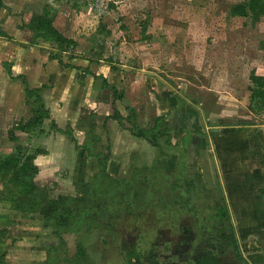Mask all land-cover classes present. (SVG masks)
<instances>
[{"label":"rangeland","instance_id":"374dc122","mask_svg":"<svg viewBox=\"0 0 264 264\" xmlns=\"http://www.w3.org/2000/svg\"><path fill=\"white\" fill-rule=\"evenodd\" d=\"M247 1L0 0V155L18 145L23 155L62 145L59 164L34 181L48 199L70 198L64 203L83 214L78 231L58 234L40 214L16 211L4 184L9 177L0 176V264H123L135 241L162 251L171 242L179 252L194 236L198 213V221L228 231L221 224L227 202L221 191L195 185L180 142L190 131L185 113L192 111L211 139L210 127L264 122L250 80L264 69V16L255 21L231 12ZM40 14L53 17L54 27L76 42L61 55L75 68L52 58L53 44L35 45L28 24ZM58 81L68 87H54ZM30 83L46 84L41 96L49 113L53 101L55 108L67 102L75 110L63 130L52 116L25 126L29 133L20 130L33 115L25 94ZM163 95L176 99V108L166 103L167 112L160 110ZM90 99L109 100L112 115L100 116V108L86 104ZM145 129H154L149 137L156 144L136 136ZM146 141L151 152H138ZM175 152L177 162L165 164ZM253 247L243 243L249 259Z\"/></svg>","mask_w":264,"mask_h":264},{"label":"crops","instance_id":"0c3cea01","mask_svg":"<svg viewBox=\"0 0 264 264\" xmlns=\"http://www.w3.org/2000/svg\"><path fill=\"white\" fill-rule=\"evenodd\" d=\"M14 70L19 72L17 74L25 73V71L21 72V69H17V67H14ZM256 74L264 77V69L259 67V71ZM30 84L32 85V87L30 86L31 88H41V94L42 90L46 89L44 87L46 84ZM65 85L68 87L65 81H58L54 87H65ZM49 86L52 87L53 85ZM54 89L56 88L51 89V95H53ZM164 96L162 98L160 97L162 100L160 110L167 112L164 108L166 103H169L168 109L176 108V100L174 99L172 103L169 97H166V99ZM64 98L68 100L70 97L65 95ZM79 101L76 100L73 102L78 104ZM85 102L86 104L90 102L89 105L95 104L93 106L100 108V116L101 114L105 116L112 115L109 100L98 102L97 100L90 99ZM55 103L56 101H53L50 106V116L55 119L58 129H62V124L72 117V112H76L68 107L67 102L58 108L53 106ZM88 107L90 108V106ZM46 108L48 109V107ZM159 114L155 115L156 120L162 117ZM164 114L168 115L167 113ZM185 114L187 118L186 125L190 131L189 133H184L185 135L180 143L183 150L187 151V170L190 177L194 179V183L197 186H202L209 190L217 189L221 191L224 196H222V202H227L232 222L235 223L240 240L245 246L253 245L254 247L252 249H255V253L253 254L256 257V261H259V264H264V122L260 124H249L244 127H232L230 125L210 127V130L214 133L213 139H211L208 131H206L208 126L206 127L203 124L199 125V112L192 111ZM121 115H124L122 111ZM118 134H120L121 143L124 135L122 132H118ZM192 138L193 141L189 145ZM128 141L131 142V140ZM123 142L125 141L123 140ZM146 144L147 141L143 145H138V152L139 150L140 153H145L146 151L151 152V147L148 148L149 145L147 144L146 146ZM55 146L58 149L62 148V145ZM57 148H46V152L39 155L35 160V164L40 168V173L36 180H40L41 176H44V172L51 174L49 170L55 168L59 164V160L63 158V155L58 154ZM170 159V161L166 159L163 162L173 166L178 160V153L175 152ZM200 161L202 163L208 161L210 167L208 166V169L205 170L207 166L205 165L204 168L200 166L202 164ZM211 170L215 175V184H213L211 179ZM217 177L219 184H221L220 188L217 186Z\"/></svg>","mask_w":264,"mask_h":264},{"label":"trees","instance_id":"16d2710c","mask_svg":"<svg viewBox=\"0 0 264 264\" xmlns=\"http://www.w3.org/2000/svg\"><path fill=\"white\" fill-rule=\"evenodd\" d=\"M231 12L234 15L242 17H248L249 14H252L254 20L257 21L264 16V0H248L243 4L234 5ZM53 20V17H48L47 15H35L28 24V27L34 32L35 45H38L40 41L53 44L57 50H52V58L64 64L61 58L62 53L74 49L76 47V42L60 33L54 27ZM64 66L75 68L67 64H64ZM111 69L115 70L116 66L112 65ZM10 74H12L11 70ZM88 74L93 75V73L90 72ZM250 80L254 85L251 88L252 99L254 101L257 99L260 100L261 106H264V77L258 76L256 71H253L250 75ZM104 82L106 83V79H104ZM25 93L29 100V104L32 103L31 109L33 115L20 130L29 133L28 128L25 126H28V124L42 125L44 120L50 117V113L44 105V100L41 96V88H31L27 85ZM54 127L56 129L58 128L55 124ZM153 132L154 129L139 130L136 136L156 144V137H153V139L149 137ZM167 142L168 144L171 143L170 138ZM43 153L44 151L38 149L34 153L23 155L22 146L18 145L15 153L0 155V176L2 180L6 179L5 177L7 176L9 177L8 182L4 183L8 191V199L13 205V208L18 212L34 215L40 214L43 216L45 221L44 225L55 227L58 234L65 231H78L83 223V214L71 203H64L65 200L68 201L70 198L60 197L58 200H50L45 193L39 191L35 184L34 178L39 172L35 160ZM75 226L77 227L73 228ZM78 253L80 256L84 255L82 249H80ZM129 256L133 257L137 256V254L134 251H129ZM153 264H157L156 261H154ZM206 264H217V262L211 260Z\"/></svg>","mask_w":264,"mask_h":264},{"label":"flooded vegetation","instance_id":"af4514ba","mask_svg":"<svg viewBox=\"0 0 264 264\" xmlns=\"http://www.w3.org/2000/svg\"><path fill=\"white\" fill-rule=\"evenodd\" d=\"M197 215L199 216V213ZM198 216L192 223L194 236L179 245V252H176V247L171 242L168 246L165 244L166 247L162 251V247L158 248L153 243L143 249L142 245L135 241L126 248L123 264H153L154 261L157 264H206L211 260L217 264H259L254 254L252 259L243 254V243L229 212L223 213L222 216L227 223L221 224L227 225L228 228L224 233H220L216 225L211 227L198 221ZM129 251L136 252L137 256L130 257ZM174 255L170 261L169 258Z\"/></svg>","mask_w":264,"mask_h":264},{"label":"water","instance_id":"95a60500","mask_svg":"<svg viewBox=\"0 0 264 264\" xmlns=\"http://www.w3.org/2000/svg\"><path fill=\"white\" fill-rule=\"evenodd\" d=\"M144 72V71H143ZM147 73V72H146Z\"/></svg>","mask_w":264,"mask_h":264}]
</instances>
